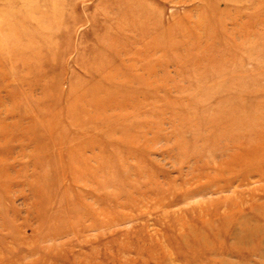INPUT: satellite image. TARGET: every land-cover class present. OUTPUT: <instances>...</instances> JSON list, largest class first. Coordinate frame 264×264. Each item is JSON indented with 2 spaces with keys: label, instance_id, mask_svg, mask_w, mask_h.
I'll list each match as a JSON object with an SVG mask.
<instances>
[{
  "label": "rangeland",
  "instance_id": "obj_1",
  "mask_svg": "<svg viewBox=\"0 0 264 264\" xmlns=\"http://www.w3.org/2000/svg\"><path fill=\"white\" fill-rule=\"evenodd\" d=\"M0 264H264V0H0Z\"/></svg>",
  "mask_w": 264,
  "mask_h": 264
},
{
  "label": "bare ground",
  "instance_id": "obj_2",
  "mask_svg": "<svg viewBox=\"0 0 264 264\" xmlns=\"http://www.w3.org/2000/svg\"><path fill=\"white\" fill-rule=\"evenodd\" d=\"M225 15V14H224ZM5 82V81H4ZM4 126V125H3ZM2 126V127H3ZM5 126H6V124H5ZM6 130H8V129H6ZM244 220V218L241 220V222ZM227 232V231H226ZM234 236H233V238H235L234 240H238V241H242V240H244L245 238H244V236L243 237H240V235L239 234H233Z\"/></svg>",
  "mask_w": 264,
  "mask_h": 264
}]
</instances>
